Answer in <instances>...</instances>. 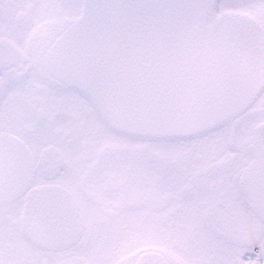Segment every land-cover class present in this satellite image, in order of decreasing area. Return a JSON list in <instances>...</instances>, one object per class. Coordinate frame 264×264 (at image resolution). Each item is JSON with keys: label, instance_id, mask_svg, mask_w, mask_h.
Instances as JSON below:
<instances>
[{"label": "snow or ice", "instance_id": "6c2138e0", "mask_svg": "<svg viewBox=\"0 0 264 264\" xmlns=\"http://www.w3.org/2000/svg\"><path fill=\"white\" fill-rule=\"evenodd\" d=\"M0 264H264V0H0Z\"/></svg>", "mask_w": 264, "mask_h": 264}]
</instances>
